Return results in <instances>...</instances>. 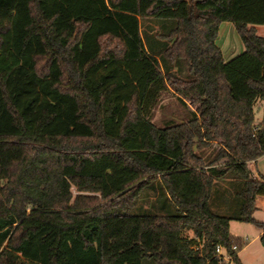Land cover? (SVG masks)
Listing matches in <instances>:
<instances>
[{
	"label": "trees",
	"instance_id": "1",
	"mask_svg": "<svg viewBox=\"0 0 264 264\" xmlns=\"http://www.w3.org/2000/svg\"><path fill=\"white\" fill-rule=\"evenodd\" d=\"M256 24L264 0H0V264H243L232 220L264 245ZM165 95L187 119L153 122Z\"/></svg>",
	"mask_w": 264,
	"mask_h": 264
},
{
	"label": "rangeland",
	"instance_id": "2",
	"mask_svg": "<svg viewBox=\"0 0 264 264\" xmlns=\"http://www.w3.org/2000/svg\"><path fill=\"white\" fill-rule=\"evenodd\" d=\"M258 33L264 36V24L255 25ZM146 27L143 25V28ZM221 43V44H220ZM218 44L222 45L224 57L228 60L244 51L245 45L234 24L230 21H224L220 27ZM260 107V108H259ZM188 108L185 107L176 97L165 95L161 103L155 108L153 122L158 126H165L168 122H180L187 119ZM263 105L259 100L255 106V123L262 120ZM74 192L77 193L76 188ZM260 209L256 212L258 219H264V195L260 196ZM255 215V214H254ZM231 231L234 235L242 237L248 241V245L239 252V257L243 264H264V245L261 239L257 237L259 228L251 222L239 220L231 221ZM193 234L192 231L189 232ZM230 264H239L234 259Z\"/></svg>",
	"mask_w": 264,
	"mask_h": 264
},
{
	"label": "crops",
	"instance_id": "3",
	"mask_svg": "<svg viewBox=\"0 0 264 264\" xmlns=\"http://www.w3.org/2000/svg\"><path fill=\"white\" fill-rule=\"evenodd\" d=\"M220 35V34H219ZM221 44V43H220ZM220 47L222 46V45H219ZM222 48V47H221ZM223 50V49H222ZM261 104L263 105V101H261ZM260 108V107H259ZM260 120H262V119H260ZM262 121H260V122H258L259 124L261 123ZM249 167L251 168V170H252V172H253V174H254V176H259V174H264V155H262L261 157H259L258 159H256V160H252V161H250L249 162ZM260 199H261V197L260 196H258L257 197V201H256V205H257V209H256V211H255V217H256V212L258 211V209H260V204H259V201H260ZM257 218V217H256ZM258 219V218H257ZM258 220H261V219H258ZM261 221H264V219L263 220H261ZM232 224V223H231ZM230 228H232V225H231V227ZM232 232V231H231ZM261 233H262V230L261 229H259V232H258V234H257V237H259L260 238V235H261ZM248 245V243L244 246V248L246 247Z\"/></svg>",
	"mask_w": 264,
	"mask_h": 264
},
{
	"label": "built area",
	"instance_id": "4",
	"mask_svg": "<svg viewBox=\"0 0 264 264\" xmlns=\"http://www.w3.org/2000/svg\"><path fill=\"white\" fill-rule=\"evenodd\" d=\"M233 248H237V245H234ZM216 255L219 260V264H230L232 261V256L228 254L222 245H218L216 248Z\"/></svg>",
	"mask_w": 264,
	"mask_h": 264
}]
</instances>
